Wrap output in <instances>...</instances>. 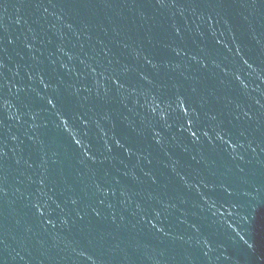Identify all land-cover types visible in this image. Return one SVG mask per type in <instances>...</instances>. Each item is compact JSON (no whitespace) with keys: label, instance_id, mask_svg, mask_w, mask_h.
Returning a JSON list of instances; mask_svg holds the SVG:
<instances>
[{"label":"water","instance_id":"obj_1","mask_svg":"<svg viewBox=\"0 0 264 264\" xmlns=\"http://www.w3.org/2000/svg\"><path fill=\"white\" fill-rule=\"evenodd\" d=\"M0 264H264V0H0Z\"/></svg>","mask_w":264,"mask_h":264}]
</instances>
